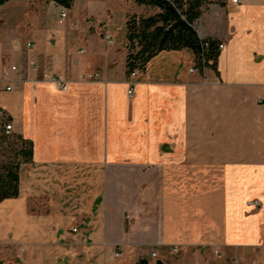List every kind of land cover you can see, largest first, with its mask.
I'll return each mask as SVG.
<instances>
[{
  "label": "crops",
  "instance_id": "obj_1",
  "mask_svg": "<svg viewBox=\"0 0 264 264\" xmlns=\"http://www.w3.org/2000/svg\"><path fill=\"white\" fill-rule=\"evenodd\" d=\"M78 1L64 26L51 2L49 38L0 43V82L18 69L0 106L33 143L19 196L0 202V244L19 264H264V206L248 205L264 203V0L195 23L224 44L214 66L162 51L136 76L118 45L73 30Z\"/></svg>",
  "mask_w": 264,
  "mask_h": 264
},
{
  "label": "trees",
  "instance_id": "obj_2",
  "mask_svg": "<svg viewBox=\"0 0 264 264\" xmlns=\"http://www.w3.org/2000/svg\"><path fill=\"white\" fill-rule=\"evenodd\" d=\"M11 0H0V7ZM72 9L76 0H51ZM212 0H136L155 10L153 14L132 16L127 22V69L145 72L149 62L162 51L189 49L195 55L196 67L214 66L219 56V44L209 38V47L199 36L195 23ZM205 59V62L203 60ZM10 154V155H8ZM33 143L17 133H0V202L20 194L21 165L30 162ZM137 264H147L142 259ZM157 264H162L158 262Z\"/></svg>",
  "mask_w": 264,
  "mask_h": 264
},
{
  "label": "rangeland",
  "instance_id": "obj_3",
  "mask_svg": "<svg viewBox=\"0 0 264 264\" xmlns=\"http://www.w3.org/2000/svg\"><path fill=\"white\" fill-rule=\"evenodd\" d=\"M226 1L212 0L205 6L203 14L214 18L216 10ZM51 2L53 1L11 0L0 7V43L5 45V52H8L7 48L11 40H14L17 46L18 41H26L34 34H43L45 39L49 38V33L54 31L48 32V30L55 19ZM79 4L83 7L84 14L74 20L73 30L98 32L108 46L118 45L121 51L126 52H128L126 37L128 20L134 15L146 16L155 12L152 8L137 4L136 0H79L78 7ZM57 17V26H64L65 24L59 22L60 13ZM108 33L112 34L113 43L106 38ZM7 61H11L9 55L4 58L5 64ZM131 219L127 215V221ZM0 250V264H19L16 247L8 251L0 244Z\"/></svg>",
  "mask_w": 264,
  "mask_h": 264
},
{
  "label": "built area",
  "instance_id": "obj_4",
  "mask_svg": "<svg viewBox=\"0 0 264 264\" xmlns=\"http://www.w3.org/2000/svg\"><path fill=\"white\" fill-rule=\"evenodd\" d=\"M232 2L234 4H240L243 2V0H232ZM67 18H68V10L65 8V9H63V11L60 14L59 22L61 24H65L67 21ZM111 37H112L111 33H108L106 35V38L109 40V42L113 43V40ZM209 38L210 37L202 38V40L204 41L205 47H209V45H210L209 41H208ZM26 45L28 47H33V44L31 42H28ZM223 47H224V44L220 43L219 49H222ZM203 62H205V59L203 60ZM205 68H206V66H204L203 69H205ZM9 69L10 70H8V71H4V75H3L2 80L5 83L2 84L0 82V92H2V91L10 92L14 89L13 80H11L9 78V74H10V72H15L18 69L16 66H11ZM194 71H195V68H191V72H194ZM138 73H139V71L135 70V71L131 72V75L136 76ZM96 76H97V74H95V73L84 74L82 76V79L83 78H95ZM43 77L45 80L56 85L57 88H59L60 90H66L68 88L67 80L60 74L45 73L43 75ZM133 94H134V87H131L129 90V95L133 96ZM1 132H5L6 134L13 133L14 132V123H13L12 119L10 118L9 114L7 113V111L3 107L0 106V133ZM248 205L252 206V207H261V206H264V203L260 200H251L248 202ZM128 217L132 218V215L128 214ZM77 230H78L77 227L73 228V231L76 232ZM173 250L177 251L178 247H175ZM216 252H218V250H216ZM115 255H116V258H119V257H121L122 254L120 251H117ZM0 256H1V250H0ZM152 257L157 258V252L156 251L152 252ZM147 264H154V263L147 262ZM155 264H157V263H155Z\"/></svg>",
  "mask_w": 264,
  "mask_h": 264
}]
</instances>
